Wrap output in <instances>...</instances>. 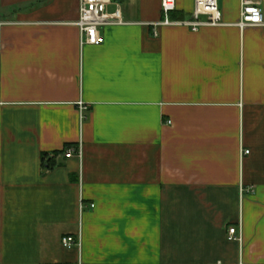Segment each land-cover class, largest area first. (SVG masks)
Returning a JSON list of instances; mask_svg holds the SVG:
<instances>
[{
	"label": "crops",
	"instance_id": "1",
	"mask_svg": "<svg viewBox=\"0 0 264 264\" xmlns=\"http://www.w3.org/2000/svg\"><path fill=\"white\" fill-rule=\"evenodd\" d=\"M114 2L90 46L78 0H0V264H264V27Z\"/></svg>",
	"mask_w": 264,
	"mask_h": 264
},
{
	"label": "built area",
	"instance_id": "2",
	"mask_svg": "<svg viewBox=\"0 0 264 264\" xmlns=\"http://www.w3.org/2000/svg\"><path fill=\"white\" fill-rule=\"evenodd\" d=\"M264 0H239V20L236 26L240 30L247 28L264 27V13L262 3ZM114 5V11L109 12L108 7ZM162 20L151 24L156 37L158 27H186L196 32L203 27L223 26L222 14L217 0H194L193 11L187 20L175 21L170 15L175 12V0H161ZM120 6L114 0H78L77 20L74 25L80 34L81 45L99 46L102 43L101 29L107 26L123 25ZM2 23H0V26ZM86 108L80 104V111ZM67 156L74 154L68 148L64 151ZM245 151L244 154H248ZM93 207V206H91ZM227 239L240 242V232L232 227L228 229ZM61 246L65 249L80 247L79 238L66 236L61 239Z\"/></svg>",
	"mask_w": 264,
	"mask_h": 264
}]
</instances>
